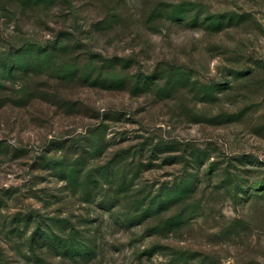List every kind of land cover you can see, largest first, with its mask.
Here are the masks:
<instances>
[{"label": "rangeland", "instance_id": "374dc122", "mask_svg": "<svg viewBox=\"0 0 264 264\" xmlns=\"http://www.w3.org/2000/svg\"><path fill=\"white\" fill-rule=\"evenodd\" d=\"M0 264H264V0H0Z\"/></svg>", "mask_w": 264, "mask_h": 264}]
</instances>
